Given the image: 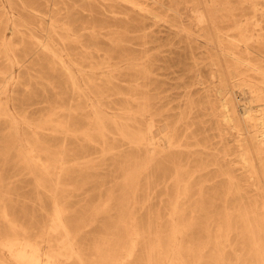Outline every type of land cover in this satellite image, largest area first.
Instances as JSON below:
<instances>
[{
  "label": "bare ground",
  "instance_id": "6f19581e",
  "mask_svg": "<svg viewBox=\"0 0 264 264\" xmlns=\"http://www.w3.org/2000/svg\"><path fill=\"white\" fill-rule=\"evenodd\" d=\"M6 1L12 8V0ZM1 4L5 10V1ZM81 4L94 14L100 7L113 15L107 21L96 16L88 38L77 26L82 18L55 20L44 30L37 51L53 56L71 87L90 105L88 127L78 129L71 118L56 126L50 116L33 122L9 103L0 109V122L7 118L15 137L9 148L19 149L37 179L38 195L46 192L51 200L50 213L42 197L25 201L40 211L39 218L19 205L20 200L6 197L0 176V264H264V0H80ZM24 8L30 9L26 4ZM109 22L126 25L125 34L117 33L113 49L103 50L97 26ZM129 25L135 32L155 25L171 29L179 64L195 75L193 84L204 92L199 103L201 131L194 128L198 109L191 98L174 121L157 124L161 114L155 97H128L116 89L114 72H138L137 80L149 81L155 71L149 55L137 56L129 49ZM20 26L25 22L15 25V35ZM0 45L21 72L32 56L20 61L16 43L2 32ZM72 50L79 51L75 59ZM95 52L104 57L97 60ZM184 53L191 61L183 64ZM115 59L120 61L113 64ZM99 75L105 84L98 83ZM19 78L11 74L9 80ZM143 86L149 89V84ZM0 90L8 93V87ZM114 95L139 101L138 109L120 108L113 115L106 102ZM65 110L72 116L82 109ZM23 123L33 135L22 133ZM210 129L216 130L218 142L206 135ZM46 130L101 144L104 155L118 153L120 138L137 148L139 154L127 156L120 165L125 171L124 195L116 199L110 193L91 210H75L72 199L85 184L65 179H75V169L95 171L96 162L80 163L77 158L70 164L71 149L63 145L60 156L52 151L38 135ZM168 178L174 196L167 216L148 215L150 223L145 222L137 215L140 189L145 182L150 186ZM218 186H224V192ZM45 217L47 222L41 221ZM89 225L99 226V234L87 233Z\"/></svg>",
  "mask_w": 264,
  "mask_h": 264
},
{
  "label": "rangeland",
  "instance_id": "374dc122",
  "mask_svg": "<svg viewBox=\"0 0 264 264\" xmlns=\"http://www.w3.org/2000/svg\"><path fill=\"white\" fill-rule=\"evenodd\" d=\"M2 1L0 0V32L16 43L15 56L20 61L32 57L20 72L18 66H12L4 56L0 45V71L8 73L7 75H0V89L2 88V91H4L5 87H8L7 94L2 93L0 90V109L4 103H9V107L14 112L25 114L33 122H38L49 116L53 117L56 120L54 124L56 126L60 121L71 118L72 123L78 129L85 130L88 127L87 118L92 116V114L91 116L87 115L91 113L90 105H87L88 103L80 98L71 87L68 82V75L65 74L59 64H55L53 56L43 50L37 51L39 48L38 41L44 37V30L50 28L52 22L64 19L66 16H72L73 19L82 18L83 22L81 21V25L77 24V26L80 29H85L81 33L85 31V36L88 38L89 32L94 28L92 24L96 16L107 21L113 14L100 9V7L97 9V13L94 14L88 5L84 7L81 4L80 7V0H12L14 8H11V5L4 0L5 10L1 4ZM24 4L30 9H25ZM32 8H35V11ZM117 15L120 18L123 17L121 13H117ZM131 15L134 16L135 13ZM21 21H24L26 26H20L18 29L21 32L18 34L16 32L15 35V25ZM109 23L102 28L97 26L102 40L99 47L103 50L113 49L112 38L117 33L125 34L126 25L122 26L117 22ZM132 26L129 25L131 31L127 34L128 39L131 41L127 44L129 49L131 51L133 49L137 56H143L145 53L149 55L152 58L151 64L155 71L149 81L137 80L140 75L138 72L127 70L114 72V77H117V80H115L116 89L121 90L128 97L135 95V98H141L143 93L149 94L151 98L155 97L153 103L161 117L163 116L162 118L158 117L159 122L157 124L174 121L181 107L186 108L187 103L189 104L188 98H191L195 101L196 109H198V113L194 115L196 117L194 128L201 131L204 124L200 123L203 111L200 110L199 103L202 101L201 95L204 92L200 89V85L193 84L195 75L189 73L182 64H179L171 29L166 25H155L148 27L145 32H135ZM144 34L148 35L147 39L142 37ZM55 38L59 39L57 36ZM71 45L74 50L76 46ZM73 50L71 53L75 59L79 51ZM95 55L97 56L96 52ZM100 55L102 57H99ZM103 57L104 53L100 52L96 59L101 60ZM119 61L120 59H115L112 63ZM190 61L184 53L183 64ZM11 74L20 76V78L10 82ZM103 78L100 76L98 83L105 84ZM145 83L149 84V89L143 86ZM136 88L139 90H136ZM134 91L136 94H134ZM106 105L108 111L114 115L121 112L120 108L137 110L139 101L125 100L114 95L110 100L107 99ZM79 107L82 109L80 113H73L72 116L68 115V110H65ZM53 112L55 115H51ZM11 126V122L7 118H2L0 122V176H3L6 184V191L8 192L6 197H11L16 201L20 200L19 205L22 206L23 204L25 207H29L31 214L41 218L40 211L37 209L33 211L34 205L25 201L42 197L50 213L51 200L46 192H40L41 196L38 195L37 179L29 172L28 163L19 154V149L11 150L9 148V144L15 139L13 134L10 133L12 131ZM21 127L23 129L22 133L29 136L33 135L27 124L23 123ZM208 134L214 142L219 141V138L215 137L216 130L210 129L206 132V135ZM38 135L46 143H49L52 151L58 152L59 156V151H61L63 145L71 149L68 152V159L72 161L70 164H73V161L77 158L80 163L91 160L96 162L97 169L95 171L87 170L85 167L82 170L75 169L72 170V176L76 178L65 179L66 182L78 181L85 184L82 191L72 199L71 206L75 210L84 211L89 208L91 210L101 205L110 193H113L116 199L124 195L126 191L123 183L125 171L120 168V165L124 163L127 156L138 155L139 150L137 148L132 147L120 138L116 143L117 151L115 153H118L104 155L101 152V144L94 145L84 138L64 137V135L56 134L51 130L41 131ZM157 182L159 183H151L150 186H147L145 182V187L140 189L137 196L139 200L137 215L138 217L144 216L145 222L148 223H150L148 215L154 217L160 213L163 217L167 216L170 208L169 203L174 196L170 179L166 182H163V180H157ZM223 187L218 186L221 191H223ZM42 220L47 222V217L42 218ZM99 229V226L98 228L90 225L85 227L87 233L96 232L99 234ZM3 258L8 262L10 261L6 254L3 255Z\"/></svg>",
  "mask_w": 264,
  "mask_h": 264
}]
</instances>
